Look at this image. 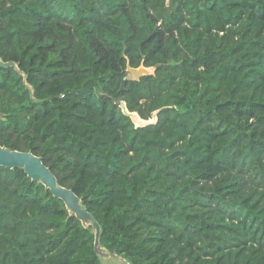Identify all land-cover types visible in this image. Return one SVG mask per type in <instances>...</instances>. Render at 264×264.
I'll return each instance as SVG.
<instances>
[{
    "label": "trees",
    "instance_id": "trees-1",
    "mask_svg": "<svg viewBox=\"0 0 264 264\" xmlns=\"http://www.w3.org/2000/svg\"><path fill=\"white\" fill-rule=\"evenodd\" d=\"M0 145L41 157L130 264H264V0H0ZM154 66L132 79L126 66ZM157 120L135 127L118 103ZM0 166V264H101Z\"/></svg>",
    "mask_w": 264,
    "mask_h": 264
},
{
    "label": "water",
    "instance_id": "water-1",
    "mask_svg": "<svg viewBox=\"0 0 264 264\" xmlns=\"http://www.w3.org/2000/svg\"><path fill=\"white\" fill-rule=\"evenodd\" d=\"M0 67H12L23 75L19 70L17 63L14 61H3L0 58ZM126 71L132 79L138 80L143 75L153 74L155 67H145L143 64H140L137 67H132L127 64ZM118 106L122 114L128 117L135 127H143L150 123H154L157 120V110L151 113L150 119H144L136 111H130L126 106L125 101L120 100ZM0 166L8 169L20 168L32 181L43 184L53 196L61 199L65 203L66 209L69 213L73 214L84 226L89 227L92 230L94 234L93 247L98 257L100 258L101 256L107 255L104 251V247L100 244L101 227L99 223L88 209L82 205L81 199L71 188L57 183L55 175L49 167L43 163L40 156L33 154L31 151L11 149L0 145Z\"/></svg>",
    "mask_w": 264,
    "mask_h": 264
},
{
    "label": "rangeland",
    "instance_id": "rangeland-1",
    "mask_svg": "<svg viewBox=\"0 0 264 264\" xmlns=\"http://www.w3.org/2000/svg\"><path fill=\"white\" fill-rule=\"evenodd\" d=\"M104 251L107 255L99 258L101 264H130L129 261L117 251V249L104 247Z\"/></svg>",
    "mask_w": 264,
    "mask_h": 264
}]
</instances>
